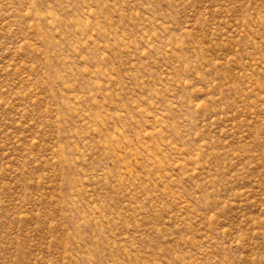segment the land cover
I'll list each match as a JSON object with an SVG mask.
<instances>
[{
    "label": "rangeland",
    "instance_id": "374dc122",
    "mask_svg": "<svg viewBox=\"0 0 264 264\" xmlns=\"http://www.w3.org/2000/svg\"><path fill=\"white\" fill-rule=\"evenodd\" d=\"M0 264H264V0H0Z\"/></svg>",
    "mask_w": 264,
    "mask_h": 264
}]
</instances>
